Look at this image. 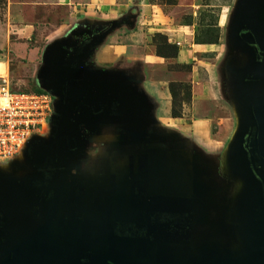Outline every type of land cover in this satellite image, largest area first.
Masks as SVG:
<instances>
[{
    "label": "crops",
    "instance_id": "1",
    "mask_svg": "<svg viewBox=\"0 0 264 264\" xmlns=\"http://www.w3.org/2000/svg\"><path fill=\"white\" fill-rule=\"evenodd\" d=\"M7 6L16 41L10 36L0 41V64L6 68L0 77H7L10 88L47 75L45 55L51 46L65 51L83 46L77 79L84 73L119 75L146 103L142 140H133L116 121H102L68 170L64 199L69 192L78 197L89 235L110 234L109 217L103 212L128 175L136 205L169 216L160 242L150 246L159 248L168 264H197L199 255L236 248L221 218L226 207L216 180L219 147L227 141L225 118L218 112L225 102L234 104L231 69L239 63L234 58L240 52L229 38L224 40V32L217 42L197 41L192 25L165 21L155 5L144 0H12ZM155 33L178 46L175 58L156 54ZM37 35L39 42L32 41ZM182 64L191 68L179 78L165 74L169 65ZM175 81L188 83L191 90L179 117L171 116L168 84ZM154 160L160 168L151 166L146 174L142 167Z\"/></svg>",
    "mask_w": 264,
    "mask_h": 264
},
{
    "label": "water",
    "instance_id": "2",
    "mask_svg": "<svg viewBox=\"0 0 264 264\" xmlns=\"http://www.w3.org/2000/svg\"><path fill=\"white\" fill-rule=\"evenodd\" d=\"M263 1L243 0L228 30L230 43L247 59L231 69L233 100L240 125L238 137L231 145L230 163L248 183L244 194L234 204L230 224L237 247L199 255L197 264H264V98L260 96L264 89V33L255 18V11ZM70 47L71 51H65L53 45L45 55L48 73L41 78L43 87L52 96H58L49 119V133L32 137L22 157L7 166L21 165L25 161L35 170L54 169L53 175L47 186L38 188L31 182L0 175V213L9 220L8 230H0V251H20L22 227L28 234L34 231L36 224L44 222V217L52 216L56 199L54 204L50 203L47 194L50 190H61L71 164L83 155L86 139L99 123L116 121L135 141L142 140L146 134V103L131 91L128 81L119 75L92 73H84L77 79L75 73L86 48ZM151 166L160 168L159 160L142 167L146 174ZM129 187L126 175L103 212L109 217V232L113 238L108 251L133 248L131 238L116 236L112 230L115 224L122 222L139 227L146 209L145 204L136 205ZM14 261L16 257L7 263ZM0 264H6L3 256H0ZM85 264L121 263L117 253H112Z\"/></svg>",
    "mask_w": 264,
    "mask_h": 264
},
{
    "label": "flooded vegetation",
    "instance_id": "3",
    "mask_svg": "<svg viewBox=\"0 0 264 264\" xmlns=\"http://www.w3.org/2000/svg\"><path fill=\"white\" fill-rule=\"evenodd\" d=\"M10 172L0 169V175ZM36 172L31 180L30 177L25 182H31L35 188L47 186L53 170L38 169ZM63 185L59 192L50 190L47 194L46 199L50 203L56 199L52 216L44 217V222L36 224L33 232L26 234L23 227L20 230V251H0L6 264L15 257L16 261L12 264H85L93 258L112 253H117L121 264H168V257L159 248L150 247L160 242L158 235L167 228L169 216L166 213L152 208L148 211L146 207L139 227L134 223L115 224L113 233L131 238L133 248L127 251H108L113 238L104 232L93 237L89 235V226L86 224L88 217L80 207L82 205L78 197L69 192L68 199H64ZM66 203H69L67 207L64 206ZM8 228L9 220L0 213V230L6 232Z\"/></svg>",
    "mask_w": 264,
    "mask_h": 264
},
{
    "label": "rangeland",
    "instance_id": "4",
    "mask_svg": "<svg viewBox=\"0 0 264 264\" xmlns=\"http://www.w3.org/2000/svg\"><path fill=\"white\" fill-rule=\"evenodd\" d=\"M12 0H0V41L6 40L9 36L12 41L15 38L13 20L9 15L8 3ZM155 5L159 15L174 25H192L194 27L197 41H212L218 39L224 32V40L228 42L226 36L228 30L234 22V17L243 0H144ZM171 1V2H170ZM255 18L259 24V29L264 33V1L255 11ZM217 25H220L218 27ZM47 26V25H46ZM42 27V26H40ZM48 27V26H47ZM12 30V31H11ZM47 29L44 31L46 32ZM37 33V32H36ZM38 37V38H37ZM35 36L32 41L39 42V36ZM41 43L45 41L40 38ZM229 46V43H228ZM236 53V52H235ZM237 55V54H236ZM235 62L244 64L247 59L244 54L239 52V58L235 57ZM238 60V61H237ZM2 65V64H1ZM3 66V65H2ZM165 74L169 77L179 78V76L186 72L185 69H179L174 65H169L166 68ZM1 73V72H0ZM3 74V73H1ZM26 75V74H25ZM28 75V73H27ZM26 75V76H27ZM43 80L31 79L30 82L22 87H14V90H22L27 92H37L38 90L46 91L43 87ZM178 82V81H175ZM13 89V88H12ZM47 92V91H46ZM264 98V89L260 95ZM53 97L54 102L58 99V96ZM219 116L225 118L223 131L226 133L227 141L224 139V144L219 147V167L216 177L219 192L221 196L222 206L226 210L221 214V218L224 220L225 225L229 227L233 216V207L240 199V196L247 189L248 183L246 179L239 173L235 172L230 163L231 145L237 136L239 131V118L236 112L235 105L229 101L218 112ZM49 126L51 123L49 121ZM4 171H11L7 174L17 181H28V179L35 175L36 170L24 161L21 165L2 167ZM54 171V169H52ZM232 231V230H231ZM230 231V232H231ZM234 245V242H233Z\"/></svg>",
    "mask_w": 264,
    "mask_h": 264
},
{
    "label": "built area",
    "instance_id": "5",
    "mask_svg": "<svg viewBox=\"0 0 264 264\" xmlns=\"http://www.w3.org/2000/svg\"><path fill=\"white\" fill-rule=\"evenodd\" d=\"M53 111L50 93L14 90L7 77H0V168L21 158L32 137L49 133Z\"/></svg>",
    "mask_w": 264,
    "mask_h": 264
},
{
    "label": "trees",
    "instance_id": "6",
    "mask_svg": "<svg viewBox=\"0 0 264 264\" xmlns=\"http://www.w3.org/2000/svg\"><path fill=\"white\" fill-rule=\"evenodd\" d=\"M172 1V0H171ZM170 1V2H171ZM217 38L212 41L204 42H217ZM152 41L156 47V54L163 58H175L178 53V46L170 43L167 37L161 33H155L152 37ZM173 66V65H172ZM179 69H185L189 71L190 64L174 65ZM169 92L171 95V116H181V109L183 103H187L190 100L191 90L190 85L184 82H170L168 84ZM43 91V90H38ZM49 93V92H48Z\"/></svg>",
    "mask_w": 264,
    "mask_h": 264
},
{
    "label": "bare ground",
    "instance_id": "7",
    "mask_svg": "<svg viewBox=\"0 0 264 264\" xmlns=\"http://www.w3.org/2000/svg\"><path fill=\"white\" fill-rule=\"evenodd\" d=\"M5 70H6V68H4V66H2V65L0 64V72L3 73V74H5Z\"/></svg>",
    "mask_w": 264,
    "mask_h": 264
}]
</instances>
